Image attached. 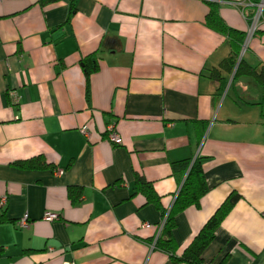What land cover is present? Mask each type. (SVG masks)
Here are the masks:
<instances>
[{
    "label": "crops",
    "instance_id": "0c3cea01",
    "mask_svg": "<svg viewBox=\"0 0 264 264\" xmlns=\"http://www.w3.org/2000/svg\"><path fill=\"white\" fill-rule=\"evenodd\" d=\"M70 1L0 0V264H188L155 241L180 188L172 163L196 157L209 191L175 214L176 254L238 192L203 262L264 264V91L250 75L218 90L211 70L231 46L206 23L214 4L259 70L254 0H75L72 15ZM137 174L162 207L135 193Z\"/></svg>",
    "mask_w": 264,
    "mask_h": 264
},
{
    "label": "trees",
    "instance_id": "16d2710c",
    "mask_svg": "<svg viewBox=\"0 0 264 264\" xmlns=\"http://www.w3.org/2000/svg\"><path fill=\"white\" fill-rule=\"evenodd\" d=\"M55 1L57 0H40L42 5H46ZM254 2H258V0H254ZM75 12V0H71L69 4V14L72 15ZM254 14L255 12L251 11L248 17L252 18ZM69 19L70 16L68 17V20ZM206 23L212 29H215L228 37L231 46V53L221 62L220 68H214L211 70L212 79L219 83L217 88L218 90L222 91L226 87L227 83L226 78L223 76V70L226 72H232L235 68L239 50H241L246 39V33L230 28L224 22L218 12L217 7L214 4H211V8L206 17ZM83 62L85 64L87 80H89L91 73L98 70V59L96 55L93 54L92 56H87ZM242 71L245 75H250L254 77L259 83L264 84V65H262L258 70L257 68L248 65L244 59H241V61L238 63L234 80L232 82L236 80L237 75ZM30 163L34 164L33 161H30ZM42 164H44V161H42ZM172 168L176 177L180 179V188L172 208L170 210L162 208V216L165 218V223L155 241V246L159 250L168 253L175 262L204 264L202 258L204 250L214 240L216 229L219 227L226 215L230 212L234 204L239 201L242 196L238 192L230 193L214 212V214L206 221L188 247L180 256H178L176 254L178 244L173 234L175 227V214L192 205L200 206V201L202 197L209 191V187L203 168L202 158L196 157L195 159H186L173 162ZM136 192L143 193L145 195L146 202H152L162 207L161 197L156 192L153 184L142 174H137L135 193ZM81 194V188L75 186L69 188V195L73 202H77Z\"/></svg>",
    "mask_w": 264,
    "mask_h": 264
},
{
    "label": "built area",
    "instance_id": "2783aa9c",
    "mask_svg": "<svg viewBox=\"0 0 264 264\" xmlns=\"http://www.w3.org/2000/svg\"><path fill=\"white\" fill-rule=\"evenodd\" d=\"M256 3V16H255V19L258 18L259 16H261V14L263 13V10H264V0H258V2H255ZM255 30V24H253L252 28L250 29V33L249 34H252L253 31ZM81 130L88 134L89 135V131H88V127L86 125H84ZM107 138L110 142L112 143H115V144H120L122 143V138L120 137V135L114 130L113 126L112 125H109L108 127V135H107ZM61 171V170H60ZM6 201H7V196H3L1 199H0V204L1 206H4L6 204ZM58 217V214L55 213V212H48L44 215V218L46 220H53L55 218ZM165 223V218H163L161 224H160V230H159V234L163 228V225ZM17 225L18 227H20L21 229H27L29 226H30V221L27 219V218H21L17 221ZM143 227H148L150 226V223L148 222H144L142 224ZM158 234V236H159ZM157 236V237H158ZM156 237V239H157ZM69 264H72V263H69Z\"/></svg>",
    "mask_w": 264,
    "mask_h": 264
},
{
    "label": "rangeland",
    "instance_id": "374dc122",
    "mask_svg": "<svg viewBox=\"0 0 264 264\" xmlns=\"http://www.w3.org/2000/svg\"><path fill=\"white\" fill-rule=\"evenodd\" d=\"M245 40H246V39H245ZM247 42H248V41L246 40V42H244V44H243L241 50H239V54H238V57H237V64H236L235 68L233 69V71H232V72H223V75H224V77H225L226 80H227L226 87L224 88V93H223V95H224V94H229V95L231 96L232 94H234L233 88H230V89H229V85H230V83H231V81H232V77H233V75H235V73H236V69H237V67H238V63H239V61H241V59H245V56H246L247 52L249 51L248 48H247V47H248V43H247ZM245 44H246V45H245ZM226 75H227V76H226ZM246 77H249V76H248V75H245V74L243 73V71H242V72H239V74L237 75L236 80H239V79H241V80H246ZM259 85H261V86H260V90H261V91H264V85L261 84V83H259Z\"/></svg>",
    "mask_w": 264,
    "mask_h": 264
}]
</instances>
